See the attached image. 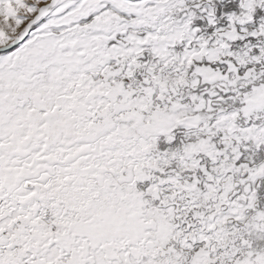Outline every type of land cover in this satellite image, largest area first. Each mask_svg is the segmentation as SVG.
I'll use <instances>...</instances> for the list:
<instances>
[{
    "label": "snow or ice",
    "instance_id": "6c2138e0",
    "mask_svg": "<svg viewBox=\"0 0 264 264\" xmlns=\"http://www.w3.org/2000/svg\"><path fill=\"white\" fill-rule=\"evenodd\" d=\"M0 264H264V0H0Z\"/></svg>",
    "mask_w": 264,
    "mask_h": 264
}]
</instances>
